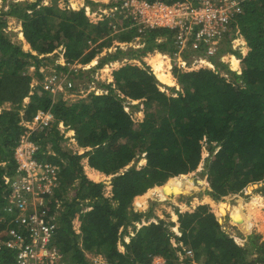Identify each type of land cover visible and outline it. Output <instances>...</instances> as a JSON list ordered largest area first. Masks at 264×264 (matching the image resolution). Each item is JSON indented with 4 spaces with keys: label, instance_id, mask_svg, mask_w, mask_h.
I'll return each mask as SVG.
<instances>
[{
    "label": "trees",
    "instance_id": "trees-1",
    "mask_svg": "<svg viewBox=\"0 0 264 264\" xmlns=\"http://www.w3.org/2000/svg\"><path fill=\"white\" fill-rule=\"evenodd\" d=\"M44 1L12 3L0 14V106L11 104L0 112V238L8 241L13 238L10 230H18L1 218L7 205L5 176L17 173L15 151L25 132L21 122L50 111L54 122L34 132L31 140L39 147L35 160L58 172L59 187L47 200L46 218L57 227L54 243L68 259L66 264H91L87 254L102 255L108 264H151L155 257L173 261L181 245L192 250L202 264H264L262 235L232 223L244 236L240 245L218 221L212 203L192 206L186 212L176 208V223L155 216L152 210L136 213L132 209L134 200L136 210L146 209L147 196L172 178L183 175L187 180L181 186L195 187L187 175L203 162L207 194L214 202L264 182V0L245 2L235 17L234 33L238 29L243 36L245 51L227 47L218 53L236 55L240 70L225 67L223 75L221 63L213 58L215 70L184 72L175 66L173 77L181 89L167 88L169 95L149 67L124 65L113 72V82L104 85L106 93L92 92L72 104L64 99L55 102L43 87L34 88L33 81L44 80L43 67L67 72L68 66L53 58L59 55L67 64L91 63L108 46L105 40L112 27L108 20L88 17L83 8L55 6L57 0L43 5ZM145 1L172 5L181 0ZM9 17L21 22L31 51H24L8 36ZM177 33L176 29L156 28L140 34L133 28L119 35V42L131 43L140 37L144 46L138 51L119 49L104 57L96 69L123 56L136 59L155 51L174 55ZM188 56L184 54L185 59ZM90 72L80 70L71 76L74 80ZM26 98L30 102L25 105ZM133 110L144 112L142 122L136 121ZM60 124L75 132L85 153L67 148ZM206 145L208 157H204ZM143 155L145 163L138 166ZM84 158L96 172L94 176L112 177L111 197L104 192L107 184L89 179L93 177L85 172ZM71 190L75 195L69 198ZM229 209V205H220L218 214L226 215ZM252 214L261 223L264 206L255 207ZM136 224L142 225L138 231ZM130 228L135 236L130 235ZM18 253L2 246L0 264H16Z\"/></svg>",
    "mask_w": 264,
    "mask_h": 264
},
{
    "label": "built area",
    "instance_id": "built-area-1",
    "mask_svg": "<svg viewBox=\"0 0 264 264\" xmlns=\"http://www.w3.org/2000/svg\"><path fill=\"white\" fill-rule=\"evenodd\" d=\"M248 1L250 0H181L167 5L148 4L145 0H116L109 9L93 14L95 19L100 17L99 21H114L118 20L117 18L128 20L131 22L130 27L137 29L140 34L148 29H176L178 31L175 37L179 55L178 67L185 71H192V68L199 64L201 65L197 66L199 68L215 70L210 58H214L222 50L220 44L223 39L232 38L234 42L238 41L236 35L232 36L233 25L235 17L242 13L243 5ZM111 27L112 32L116 30L115 25ZM163 40L161 38L158 41ZM129 44L122 43V46L125 48ZM200 49L205 50L207 56L195 60L193 67L180 56L186 50L199 51ZM218 57L221 62L231 64L235 58L240 63V59L234 54L223 53ZM57 63L68 66L67 72L52 67L51 73L46 75V71H42L41 68L45 78L37 85H33V87H43L54 98L73 90L75 84L71 74L87 68L78 62L67 64L64 59L63 63L59 61ZM65 98L70 99V95ZM54 120L53 114L48 111L38 113L31 121L21 122L25 132L15 151L17 173L14 176H5L7 192H4V198L7 205L3 209L4 216L1 220L9 221V225L14 223L18 230H10L13 238L8 241L0 238V248L8 246L16 249L19 252L16 264H66L65 255L54 243L57 227L49 223L46 218L47 200L52 199L54 190L59 187L58 172L55 168L42 165L35 160L39 147L31 140L34 132L43 131ZM63 127L67 129L60 124L62 134ZM71 139L74 140V136ZM17 231L21 234L19 235ZM129 240L130 238L126 239L127 242ZM181 247L182 250L177 253L172 263L163 257H155L151 264H200L190 249L183 245ZM88 259L91 264H108L102 255H91Z\"/></svg>",
    "mask_w": 264,
    "mask_h": 264
},
{
    "label": "rangeland",
    "instance_id": "rangeland-1",
    "mask_svg": "<svg viewBox=\"0 0 264 264\" xmlns=\"http://www.w3.org/2000/svg\"><path fill=\"white\" fill-rule=\"evenodd\" d=\"M36 0H0V14L3 11H6L9 9L10 4L16 3V2H35ZM116 0H57L55 2V6H61L62 8L69 7L74 10H80V9H86L87 15L89 17L94 18L93 13H99L101 10L109 9L113 3H115ZM52 0H45L43 2V5H52ZM95 19V18H94ZM96 19L100 20V17H97ZM118 20H109L108 25H115L116 30L111 32L110 38L105 40V43H107L108 46H105L103 49H100V53L96 56V58L86 66L87 71L91 70L90 74L88 76H83L81 78L74 79V84L77 88L75 90H69L65 93L57 95L54 100L57 102L59 99H64L68 102V104H72L80 99H85L89 96L90 93H97L101 94L106 92V88L104 85H108L113 82V72L115 70H118L120 67L124 65H132V66H139L142 68L149 67L151 71H153L154 75L157 77L158 81L161 83V87L163 91L167 92L169 95L172 94L170 88H174L175 90L179 91L181 87L179 86L177 80L173 77V68L176 66L178 67V52L174 55L163 53L160 51H155L153 53H149L146 56H141L140 58H129L123 56L120 60L116 62H105L106 64H102V66L99 69H96L100 61L110 55L116 53L119 49L123 51H134L142 48L144 44L142 43V39L140 37L134 38V40L125 48H123L122 43L119 42L118 36L123 35L124 33H127L132 28L131 22L128 20L119 19ZM104 21V20H102ZM7 34L10 37V39L17 45H20L24 51H31L30 45L27 43V41L22 39L21 34H23V29L21 22H19L17 19L13 17H9L7 20ZM139 32V31H138ZM145 32V31H144ZM232 36L234 37L236 35V38H238L237 42H234V39L230 42L225 38L223 39V42L220 44V48L226 49L227 47H230V49L234 51H245V40L243 36L240 34L239 30L235 33L232 32ZM102 43V41H101ZM91 48L97 46L94 44H90ZM178 50V49H177ZM189 53L188 59L184 58V54ZM228 55H231L230 53H227ZM181 58L184 61H187L191 67H193V63L195 60H199L201 58H205L207 54L205 53V50L200 49L199 51H193V50H186L183 54H180ZM219 55H216L213 59L215 62L221 63V70L222 74H224L225 67H228L230 70H240V66L235 63L234 61H231V64L229 62H221ZM62 55H59L57 58L53 57L55 59V62L58 61L63 63ZM165 57V58H164ZM237 58V57H236ZM211 59V58H210ZM170 66V68H169ZM196 65L192 68L193 70L201 69ZM52 67H43L42 71H46L45 74L48 75L51 73ZM216 68V67H215ZM233 68V69H232ZM96 69L94 72L93 70ZM180 69V68H179ZM184 72L183 69H180ZM31 73L34 72V68H31ZM226 72V71H225ZM38 81H33V85H37ZM37 87V86H36ZM113 88H117L115 85ZM119 92V91H118ZM70 95L69 98H65V96ZM63 98H62V97ZM72 99V100H71ZM29 103L28 99H25L23 103ZM133 104H138V102H134ZM26 105V104H25ZM11 104L10 103H4L2 106H0V112L4 109H10ZM141 109V107H140ZM129 110V109H127ZM133 115L136 121L142 122L144 120V112L143 111H136L133 110ZM33 120V119H32ZM65 129V130H63ZM62 131L63 135L66 138L67 142V148L72 151L76 152L78 154L85 153V150L80 148L77 144L76 140H72L71 137L74 136L75 132L71 131V129H66L63 127ZM207 145L204 147L205 150V156L208 157L207 152ZM136 161H134L130 166H133ZM87 176L89 177L91 174L93 178H90L92 181L97 183H105L107 186L105 187V195L107 197H111V191L112 188L109 186L111 183L112 177H105L100 173L101 175H95L96 172L92 171L88 165V159L84 158L82 161ZM145 163L144 155L139 159L136 164L138 166H141ZM204 171V163L201 164V166L194 172L188 174L187 176H190L193 179V183L195 187L192 188H184L182 187V182L186 181L187 179L185 176H180L176 178L170 179L166 184V186L161 188L166 189L164 191H152L153 194L150 197L149 195L147 197L148 200L145 203H148V206L144 210H136L134 207V202L132 205V209L136 213H147L148 211L152 210L155 216L160 217L162 219H165L169 222L176 223L177 222V215L175 214V209L179 208L180 212H186L188 211L192 206H199L202 204L212 203V207L214 209V213L218 219H222L224 228L226 231L231 233L237 240V242L240 245H243L242 238L244 237L241 234V230L235 226L232 227V223H236L238 226H244L248 227L249 232H255L262 235V240L264 241V221L257 224L256 221H254V216L252 214V211L257 206H264V182L261 184L251 185L249 186L243 193L237 194V195H230L228 197H225L222 199V201L214 202L212 198L207 194V191L209 190L207 179L205 176ZM95 177V178H94ZM171 181V182H170ZM160 187H157L161 189ZM155 188V189H157ZM158 189V190H159ZM250 189V190H249ZM153 190V189H152ZM150 192V191H149ZM147 194V193H146ZM145 194V195H146ZM75 195V191L71 190L68 193V197L71 198ZM260 197V198H259ZM256 198H259L255 200ZM220 205H229L230 209L227 211L226 215H223L222 212H220V216L218 214V209ZM232 215L230 220L228 219L229 215ZM227 218V219H226ZM146 224V223H145ZM137 231L142 227L140 224H136ZM174 230H178L177 226L174 227ZM130 235L135 236L136 232H133V230L129 229ZM133 234V235H132ZM126 239H129V237L125 236ZM120 244V243H119ZM121 246V245H120ZM120 248H123L122 246ZM123 250V249H122ZM91 256L90 254H87V257L89 258ZM67 258H64V262L67 263ZM200 263V260H197Z\"/></svg>",
    "mask_w": 264,
    "mask_h": 264
},
{
    "label": "clouds",
    "instance_id": "clouds-1",
    "mask_svg": "<svg viewBox=\"0 0 264 264\" xmlns=\"http://www.w3.org/2000/svg\"><path fill=\"white\" fill-rule=\"evenodd\" d=\"M68 8V7H67ZM86 10V9H85ZM87 12V11H86ZM89 17V16H88ZM94 19V18H93ZM188 65H189V63H188ZM86 66H88V64H86L85 65V68H86ZM202 69V68H201ZM208 69H211V68H208ZM213 70V69H212ZM85 71H87V69H85ZM194 71V70H193ZM35 88V87H34ZM106 93V92H105ZM97 94V93H96ZM101 94H103V93H101ZM26 99H28L29 100V102H30V98H26ZM72 100V99H71ZM25 104H28L27 102L25 103ZM59 129H60V125H59ZM69 129V128H68ZM71 131H73V130H71ZM65 137V136H64ZM66 139V138H65ZM74 140H75V134H74ZM204 163V162H203ZM90 167V166H89ZM91 168V167H90ZM86 172V171H85ZM90 179V178H89ZM91 180V179H90ZM261 184V183H260ZM177 231V230H176ZM182 248V247H181ZM122 249V248H121ZM192 251V250H191ZM180 252V251H179ZM193 252V251H192ZM194 253V252H193ZM195 255V254H194ZM195 259L196 260H200V258H197L196 256H195ZM169 262H172V261H169ZM200 264H202V262L200 261Z\"/></svg>",
    "mask_w": 264,
    "mask_h": 264
},
{
    "label": "bare ground",
    "instance_id": "bare-ground-1",
    "mask_svg": "<svg viewBox=\"0 0 264 264\" xmlns=\"http://www.w3.org/2000/svg\"><path fill=\"white\" fill-rule=\"evenodd\" d=\"M21 37H22L23 40L25 39V38L23 37V34H21ZM164 58H165V57H164ZM232 61H234L235 63H237L238 65H240L238 59L233 58ZM169 68H170V66H169ZM232 69H233V68H232ZM233 70H235V69H233ZM157 190H158V189H157Z\"/></svg>",
    "mask_w": 264,
    "mask_h": 264
},
{
    "label": "crops",
    "instance_id": "crops-1",
    "mask_svg": "<svg viewBox=\"0 0 264 264\" xmlns=\"http://www.w3.org/2000/svg\"><path fill=\"white\" fill-rule=\"evenodd\" d=\"M90 169H92V168H90ZM95 171H96V170H95ZM98 173H100V172H98ZM88 175H90V174H88ZM102 175L105 176L106 178L109 177V176H106L105 174H102ZM111 188H112V187H111Z\"/></svg>",
    "mask_w": 264,
    "mask_h": 264
},
{
    "label": "water",
    "instance_id": "water-1",
    "mask_svg": "<svg viewBox=\"0 0 264 264\" xmlns=\"http://www.w3.org/2000/svg\"><path fill=\"white\" fill-rule=\"evenodd\" d=\"M218 221H219L221 224H223V221H222V219H218Z\"/></svg>",
    "mask_w": 264,
    "mask_h": 264
}]
</instances>
